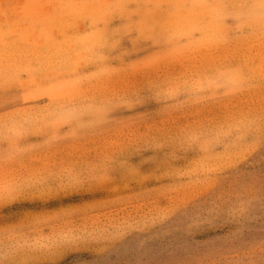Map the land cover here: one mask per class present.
Instances as JSON below:
<instances>
[{
  "label": "rangeland",
  "instance_id": "rangeland-1",
  "mask_svg": "<svg viewBox=\"0 0 264 264\" xmlns=\"http://www.w3.org/2000/svg\"><path fill=\"white\" fill-rule=\"evenodd\" d=\"M223 1L0 8V264H264V2Z\"/></svg>",
  "mask_w": 264,
  "mask_h": 264
},
{
  "label": "crops",
  "instance_id": "crops-1",
  "mask_svg": "<svg viewBox=\"0 0 264 264\" xmlns=\"http://www.w3.org/2000/svg\"><path fill=\"white\" fill-rule=\"evenodd\" d=\"M33 0H15V3L13 0H0V8H6V7H11V6H21L23 8H25V10L27 8H30V5L33 3L31 2ZM226 2V1H225ZM255 2L259 4L260 0H235V4H236V14H237V23H239L240 21V16L239 14L244 12V10L241 12V8L246 9L247 7H251L252 9H254L255 7ZM261 2H264V0H262ZM223 4L224 1L222 0H213V2L209 3L207 6H216L218 4ZM264 7V4L261 3L259 5V8ZM259 13V12H258ZM254 16H256V13H253L252 15V19L251 22L248 21L247 18V24L250 26V32L247 34H250V36L246 35V37H244L245 39H251V40H264V21L262 20H258L257 22L255 21V18H253ZM205 24V23H204ZM243 33H245V30L242 28L241 29V34L243 35ZM239 34V36L241 35ZM17 36V35H16ZM232 71L235 72V77H234V86H231L230 83H228V85H226V88H230V87H234L235 92L239 93L241 92L244 87H245V81H244V77H243V69L239 64H235V66L231 69ZM224 85V84H223Z\"/></svg>",
  "mask_w": 264,
  "mask_h": 264
}]
</instances>
